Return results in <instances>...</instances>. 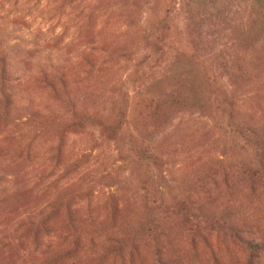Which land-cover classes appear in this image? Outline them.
Here are the masks:
<instances>
[{
    "label": "rangeland",
    "instance_id": "1",
    "mask_svg": "<svg viewBox=\"0 0 264 264\" xmlns=\"http://www.w3.org/2000/svg\"><path fill=\"white\" fill-rule=\"evenodd\" d=\"M4 73L0 264H43L72 211L75 264H246L217 220L264 240V0H0ZM183 200L193 222L168 211ZM114 234L129 239L117 254Z\"/></svg>",
    "mask_w": 264,
    "mask_h": 264
},
{
    "label": "trees",
    "instance_id": "2",
    "mask_svg": "<svg viewBox=\"0 0 264 264\" xmlns=\"http://www.w3.org/2000/svg\"><path fill=\"white\" fill-rule=\"evenodd\" d=\"M168 27V24L165 21H158L156 23L147 24L145 29V39L148 43L149 50L151 53H155L160 55L162 53L163 48L158 45L157 42L154 41L155 37H159V34L162 33L166 28ZM4 64L2 67V70L4 71ZM6 73V72H5ZM2 74L0 76V109L3 111H9V105L11 101V93L7 91V75ZM48 79V76L46 77ZM57 79L61 80L63 83L65 82V78L63 75H57ZM52 84V83H50ZM175 103L180 104L179 102L175 101ZM124 118V115H121L119 118V125L121 124L122 119ZM94 124L95 121L92 117L87 115H81L80 119L78 121V125L85 126L86 123ZM118 125V127H119ZM237 129L240 133L244 135H256L259 131L258 126L252 125V127H249L247 125H244V123H239L236 125ZM117 126H111L108 127L109 133L111 135L110 138L113 137L115 133L117 132ZM113 134V135H112ZM262 143V142H261ZM264 147V143H262ZM262 147V148H263ZM139 156L142 160L152 161L156 163L158 161V158L146 150H140ZM264 177V173L262 175ZM149 199L153 202H155V199L152 197V193H149ZM168 211L175 214V215H182L185 218V222H193L192 219V209L191 206L186 203L184 200L180 202H176L175 205H172L170 208H168ZM42 220L39 223H30L32 226H43ZM80 223L79 217L76 215V212L72 211L69 217V228L70 231L67 232L65 235L62 236V248L56 249L53 253H49L44 256L43 264H75L73 261H76V259H79L82 255V252L84 251V241L80 235H78L76 229L78 227V224ZM145 225L147 226V231L151 232V235L155 239H160L161 235L163 234L160 229L158 228L156 221L153 217H149ZM247 226V225H245ZM211 229H216L219 227L220 230L225 229L226 231H229V234L241 244L245 245L248 252H249V258L246 264H259V259L264 256V240L260 242H254V241H247L244 239V237L241 235L242 232H244V229L239 224H232L228 225L225 222H222L221 220L214 221L209 225ZM197 232L199 230L197 229ZM112 252L117 254L121 252L122 250L126 249V245L129 242V239H126L125 237H121L120 235H112ZM134 250L138 251L139 247L137 245H133ZM160 252V251H159ZM162 254V253H161ZM156 264H167L168 262L164 257L161 255L158 257V259L155 261ZM154 263V264H155Z\"/></svg>",
    "mask_w": 264,
    "mask_h": 264
}]
</instances>
